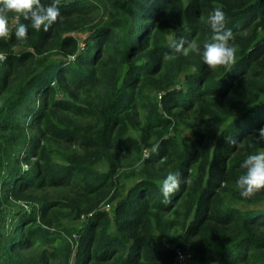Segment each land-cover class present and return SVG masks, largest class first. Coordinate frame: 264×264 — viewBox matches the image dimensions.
<instances>
[{"label":"trees","instance_id":"1","mask_svg":"<svg viewBox=\"0 0 264 264\" xmlns=\"http://www.w3.org/2000/svg\"><path fill=\"white\" fill-rule=\"evenodd\" d=\"M58 7L47 32L20 17L28 35L17 39L13 13L10 37L0 38L7 56L0 91L16 80L0 99V264H68L71 255V264H264V207L223 202L226 193L264 201V190L245 198L236 187L242 162L264 152L254 136L264 126V0H59ZM215 7L236 52L233 64L211 69L200 54L168 45L183 38L202 51ZM18 104L26 123L13 113ZM177 128L189 137H177ZM42 137L74 148L53 152ZM125 151L123 175L117 155ZM177 171L180 190L162 203L160 185ZM55 185L65 189L33 193ZM11 197L37 205L17 209L5 231L2 204ZM27 242L47 244L40 259L18 253Z\"/></svg>","mask_w":264,"mask_h":264},{"label":"clouds","instance_id":"2","mask_svg":"<svg viewBox=\"0 0 264 264\" xmlns=\"http://www.w3.org/2000/svg\"><path fill=\"white\" fill-rule=\"evenodd\" d=\"M58 3L59 0H53L52 4L45 6L41 3V0H0V38H9L11 35L8 13L16 14L14 35L19 40H25L28 35V25L20 23V17L29 20L32 29L47 32L60 16ZM207 24L212 35L210 42L204 43L202 51L195 42L185 47L183 38L171 40L168 45L169 48L175 53L185 56L190 51L196 52L202 56L203 63L211 69L233 64L235 62L236 49L229 45V41L232 39V30L226 27L225 15L220 7L214 8L208 17ZM6 59V54L0 53V62ZM254 136L256 140L264 142V126L257 129ZM229 143L239 146L240 142L236 139H230ZM158 150L159 145H156L152 148L151 153H156ZM151 153L148 155H151ZM240 166L245 169V173L236 180V187L240 195L250 198L257 192L264 190V152L247 156ZM25 170H27V166H25ZM181 175L177 171L169 173L163 179L160 185V191L163 196L162 203H169L170 198L180 190Z\"/></svg>","mask_w":264,"mask_h":264},{"label":"rangeland","instance_id":"3","mask_svg":"<svg viewBox=\"0 0 264 264\" xmlns=\"http://www.w3.org/2000/svg\"><path fill=\"white\" fill-rule=\"evenodd\" d=\"M100 11V10H99ZM8 24L12 25L15 22V14L13 13H8ZM97 18V16H96ZM96 18H91V22L94 23L96 21ZM89 19V18H86ZM75 35H77L79 37V41L81 42V38L83 36V32H79V31H75L73 32ZM1 49V48H0ZM0 53H3V51L0 50ZM1 65V63H0ZM16 83V80H12L6 89L0 91V99H2V97H6L8 96L11 91L12 88L14 87V84ZM56 96L58 95V93L55 94ZM30 98V97H29ZM33 99V96H31V100ZM22 107L20 106V104H18V106L15 108V110L13 111V113L15 114L16 118L18 119L19 123L22 124L23 121L27 120V116L26 118H24L22 116ZM25 119V120H24ZM33 131V130H32ZM175 135L179 138H185V137H189V132L185 129V128H177L174 131ZM29 134V133H26ZM42 143L46 144L47 146H50V148L54 149L53 152L57 151V152H69L71 150H73L74 145H66L63 141H56L54 142L53 140H48L45 137H42ZM25 140V137L23 139V141ZM145 149V148H144ZM145 152L148 151V148H146L144 150ZM32 157V156H31ZM29 159V161H21V168L25 169V166L29 167L31 164V161H33L32 159ZM55 159H57V156H54ZM131 158V152L125 151V152H121L118 153L117 155V164L119 165V169H122V174L125 175L128 172L129 169V161ZM123 186H127L128 184L131 183V181L133 180V177H123ZM65 189L64 186H59V185H55V186H47L44 187L40 190H34V194H38V193H48V195L53 196L56 195L57 193H62L63 190ZM32 191H29L28 193H31ZM223 202L226 204H230L235 206L236 208H238L239 210H245L247 208H260V207H264V201L263 200H254L251 202H246V201H242L241 199H238L234 196V194H223ZM36 206L37 203L35 202V200L33 199H22V198H16L13 199L12 197L10 198V203L5 205L2 204L3 208H4V214H5V220H6V224L7 226H5V231L6 229L8 230L10 227V223H9V219H12V216L15 215V211L17 209H22V210H28L30 208V206ZM100 207H106L105 201L102 200L99 203ZM21 210V211H22ZM75 223V221H74ZM77 223V220H76ZM45 243H30L27 242L23 245H21L17 250L18 253H20L23 256H27V257H31L33 259H40V255L42 253V249L46 248ZM73 260V255H71L70 257V261L68 264H71ZM62 262L60 260H52L50 261V264H61Z\"/></svg>","mask_w":264,"mask_h":264}]
</instances>
